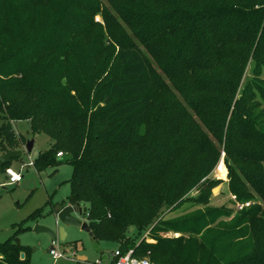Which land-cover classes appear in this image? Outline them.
I'll list each match as a JSON object with an SVG mask.
<instances>
[{"label":"trees","instance_id":"trees-1","mask_svg":"<svg viewBox=\"0 0 264 264\" xmlns=\"http://www.w3.org/2000/svg\"><path fill=\"white\" fill-rule=\"evenodd\" d=\"M162 61L167 78L156 68ZM251 62L254 75L262 74L264 0H0V152L25 143L12 122L28 121L33 135H47L53 145L34 167L72 166L63 206L87 208L97 242L118 243L151 264H264V105L249 108L253 93L246 89L237 96ZM112 68L117 78L105 82ZM180 81L189 84L181 94H194L188 105L198 120L175 107L169 161L157 168L148 166L146 153L144 160L140 152L120 154L172 92L167 84ZM214 91L222 97L205 94ZM106 97L118 100L112 110ZM224 143L229 193L262 205L233 220L210 209L155 226L178 238L156 232L155 243H126L127 228L151 225L164 205L182 199L217 166ZM183 156L184 174L173 187L169 178ZM164 177L170 192L158 198L155 185ZM210 197L201 202L208 205ZM0 264H30L27 248L1 244Z\"/></svg>","mask_w":264,"mask_h":264},{"label":"rangeland","instance_id":"rangeland-1","mask_svg":"<svg viewBox=\"0 0 264 264\" xmlns=\"http://www.w3.org/2000/svg\"><path fill=\"white\" fill-rule=\"evenodd\" d=\"M97 20L102 21L100 16ZM167 62H156L158 73L164 75L165 78L167 77L162 73V69ZM255 69V62H251L247 66L237 91V96H241L245 89L253 93V99L248 105L249 108H253L255 102H260L264 105V68L260 75H254ZM224 72L226 73V71ZM117 74L118 69L112 68L109 70V75L105 77V82L117 78ZM166 80L169 81L168 79ZM185 83L184 81H180L178 84H167L169 87H172V92L164 100L156 103L147 126L140 130L139 137L137 136V132L133 133L130 142L121 146L120 154L129 155L140 152L141 159L144 160L146 153L149 156L146 161L153 162V165L148 166L157 168L159 167L156 165H164L169 161V152L172 154L175 151L173 141L176 138V131L174 126L176 127L178 125H175V116L177 114L175 107L180 111V108L183 106L198 120V117L190 111L188 105V101L193 100L194 94L186 95L180 93L186 89L183 88L187 85ZM188 86L189 84L186 87ZM205 94L215 99L222 97L219 96L220 93L215 91L213 93L206 92ZM104 102L107 104L104 103L105 106H108L112 110V106L118 100H109L106 97ZM262 108L264 106L259 109L260 112ZM11 128L16 139H21L19 136H22L25 143L24 145L19 143L14 150H11L21 151L22 156L12 159L4 169L3 174H0V245L9 240L16 243L19 241L22 246L27 248V253L30 256V264H96L99 260H103V256L108 257V259L103 261L102 264H111L112 253L115 249L120 248V244L118 243L106 241L97 242L87 232L77 227H65L64 230L67 236L64 241L61 240L59 230L63 225L58 220L55 208L63 201H67L70 195L71 188L69 180L73 175L72 166L64 162L58 167L49 168L44 172H38L35 167L29 166V164L31 162L35 163L42 153L50 150L53 141L45 134L33 135L28 121L12 122ZM203 130L207 132L205 127H203ZM31 140H34V147L31 152H27L26 143ZM212 140L215 142L213 137ZM135 141H140V144ZM219 148L221 159L225 152V143L219 145ZM3 155L5 154L0 152V156ZM181 159L183 161H177L175 163V166L178 168V170L174 171L176 172L175 175L169 178V182L173 183V187H175L178 180L184 174L186 167L185 156ZM196 162L198 163L199 159H196ZM187 163L190 165L188 160ZM6 169H11L16 173L22 172V181L11 184L6 175ZM228 173L227 170V175ZM165 178H162L155 185L157 187L156 191H158V198L166 194L162 192L163 190L170 192V186ZM225 178L226 176L224 174L216 175L214 168L198 185L188 190L182 199L173 205H164L161 212L157 214V216L159 215L158 220H154L151 225L143 228L137 226L127 228V232L125 233V239L127 240L125 242L138 245L141 243H155L156 238L153 234L156 232L162 239L178 238L181 236L180 234H167L158 231V229L154 231L156 229L155 226L157 224L160 226L164 225L166 222H180L185 218L199 217L202 213L210 209L231 213L232 218L230 220H233V218L238 216L235 205L237 203H243L231 196L228 191L229 178L228 176L226 180ZM206 181H208V185H205L203 188L202 186ZM215 189H218L216 194L214 193ZM210 194L211 201H209L208 205L204 202L202 203L203 196H209ZM146 205L148 203H144L143 207H146ZM261 205V199H257V202L251 201L250 207ZM39 210H43L40 216L36 219H30ZM78 218L83 222H88L84 214L78 215ZM37 226L47 227L56 234L58 243L56 248L64 255V259L55 261L52 258L49 252L53 247L54 240L48 233H36L34 229ZM120 243H123V241ZM74 253L76 254L75 257H73ZM79 257L86 258V261H80L78 259Z\"/></svg>","mask_w":264,"mask_h":264},{"label":"water","instance_id":"water-1","mask_svg":"<svg viewBox=\"0 0 264 264\" xmlns=\"http://www.w3.org/2000/svg\"><path fill=\"white\" fill-rule=\"evenodd\" d=\"M34 147V140L28 141L26 143V151L27 152H31L33 150ZM22 156V152L21 151H11L8 152L7 154L0 156V174H3L4 172V167L6 165H8L12 159L14 158H19ZM218 191V189L214 190V193L216 194V192ZM56 213H57V217L58 220L62 223L63 227L60 228L59 230V234L61 237V240L64 241L66 239V232H65V227H77V228H81L83 231L87 232L89 234V236L91 238L94 239V235L90 229L89 223L88 222H83L78 218V215H86L87 214V208H83L81 209L78 206H71V205H67V206H63V202L58 204V206L56 207ZM35 232L36 233H48L49 235H51V237L53 238V240H57V236L56 234L49 228L47 227H43V226H37L35 227ZM17 244H21L19 241L17 242ZM25 258V254L21 255V259ZM80 261H86V258L84 257H80L78 258ZM108 257L103 256V261L107 260Z\"/></svg>","mask_w":264,"mask_h":264},{"label":"built area","instance_id":"built-area-1","mask_svg":"<svg viewBox=\"0 0 264 264\" xmlns=\"http://www.w3.org/2000/svg\"><path fill=\"white\" fill-rule=\"evenodd\" d=\"M58 157L62 158L63 153H58ZM29 166L34 167V163L31 162ZM215 174L216 175H225L227 179V167H226V153L224 152L220 161L218 162L217 166L215 167ZM6 175L9 178V181L11 184L13 183H19L23 179L22 172L16 173L11 169L6 170ZM238 204V203H237ZM235 205L236 211H242L245 208H249L251 203H244V204H238ZM88 219L89 215H85ZM58 246L57 240H54L53 247L50 250L49 254L52 256V258L55 261H58L60 259H64V255L58 251L56 248ZM76 254L74 253L73 257H75ZM103 260H99L96 264H102ZM111 264H151V262L148 259H141L135 256L134 250H129L128 252L123 253L120 249H115L112 253V261Z\"/></svg>","mask_w":264,"mask_h":264},{"label":"bare ground","instance_id":"bare-ground-1","mask_svg":"<svg viewBox=\"0 0 264 264\" xmlns=\"http://www.w3.org/2000/svg\"><path fill=\"white\" fill-rule=\"evenodd\" d=\"M217 193V192H216Z\"/></svg>","mask_w":264,"mask_h":264},{"label":"crops","instance_id":"crops-1","mask_svg":"<svg viewBox=\"0 0 264 264\" xmlns=\"http://www.w3.org/2000/svg\"><path fill=\"white\" fill-rule=\"evenodd\" d=\"M80 258V257H79Z\"/></svg>","mask_w":264,"mask_h":264}]
</instances>
